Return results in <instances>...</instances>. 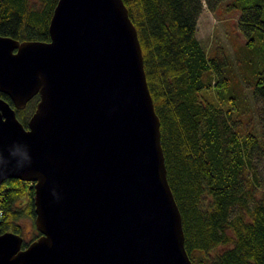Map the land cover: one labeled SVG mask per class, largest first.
Instances as JSON below:
<instances>
[{
  "label": "water",
  "instance_id": "95a60500",
  "mask_svg": "<svg viewBox=\"0 0 264 264\" xmlns=\"http://www.w3.org/2000/svg\"><path fill=\"white\" fill-rule=\"evenodd\" d=\"M48 32L0 34V184L32 183L39 232L0 230V264H193L124 1L57 0Z\"/></svg>",
  "mask_w": 264,
  "mask_h": 264
},
{
  "label": "trees",
  "instance_id": "16d2710c",
  "mask_svg": "<svg viewBox=\"0 0 264 264\" xmlns=\"http://www.w3.org/2000/svg\"><path fill=\"white\" fill-rule=\"evenodd\" d=\"M56 1L0 0V34L48 40ZM123 1L142 49L160 119L167 179L191 261L264 264V184L254 162L264 151V0H227L224 5L239 12L237 24L244 38L240 70L258 103V133L250 118L243 119L240 86L231 74L228 54L221 48L207 53L196 36L203 0ZM205 1L214 10L221 0ZM0 96L11 103L6 94ZM38 98L35 94L16 109L25 126ZM33 194L29 181L8 177L1 182V231L21 234L17 219H34ZM38 235L36 231L23 239L22 246Z\"/></svg>",
  "mask_w": 264,
  "mask_h": 264
},
{
  "label": "rangeland",
  "instance_id": "374dc122",
  "mask_svg": "<svg viewBox=\"0 0 264 264\" xmlns=\"http://www.w3.org/2000/svg\"><path fill=\"white\" fill-rule=\"evenodd\" d=\"M226 1H219L215 9L212 10L207 2L203 0V7L196 21V36L207 53L210 54L214 49L221 48L228 54L231 61V74L240 86L238 104L241 109H245L242 114L243 119L250 118L252 130L258 133V103L252 97L250 84L243 77V73L240 70V60L244 53V38L237 24L239 12L232 9L226 10L224 7ZM254 162L258 171L257 178L261 184H264V151ZM23 200L16 203H20ZM17 221L21 225L23 239H30L36 232L33 220L27 216H21Z\"/></svg>",
  "mask_w": 264,
  "mask_h": 264
},
{
  "label": "flooded vegetation",
  "instance_id": "af4514ba",
  "mask_svg": "<svg viewBox=\"0 0 264 264\" xmlns=\"http://www.w3.org/2000/svg\"><path fill=\"white\" fill-rule=\"evenodd\" d=\"M37 231V230H36Z\"/></svg>",
  "mask_w": 264,
  "mask_h": 264
}]
</instances>
